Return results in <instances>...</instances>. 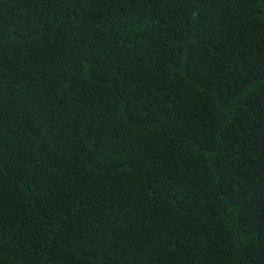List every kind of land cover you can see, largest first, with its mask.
Wrapping results in <instances>:
<instances>
[{"label":"trees","instance_id":"1","mask_svg":"<svg viewBox=\"0 0 264 264\" xmlns=\"http://www.w3.org/2000/svg\"><path fill=\"white\" fill-rule=\"evenodd\" d=\"M0 264H264V0H0Z\"/></svg>","mask_w":264,"mask_h":264},{"label":"clouds","instance_id":"2","mask_svg":"<svg viewBox=\"0 0 264 264\" xmlns=\"http://www.w3.org/2000/svg\"><path fill=\"white\" fill-rule=\"evenodd\" d=\"M103 24H104V23H103L100 19H98V23H97V25L103 26ZM96 29H97V30H101V29H103V28H100V27L96 26Z\"/></svg>","mask_w":264,"mask_h":264}]
</instances>
